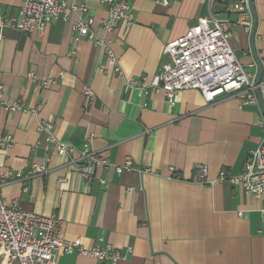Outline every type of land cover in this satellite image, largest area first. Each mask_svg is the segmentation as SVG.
<instances>
[{
    "label": "crops",
    "instance_id": "obj_1",
    "mask_svg": "<svg viewBox=\"0 0 264 264\" xmlns=\"http://www.w3.org/2000/svg\"><path fill=\"white\" fill-rule=\"evenodd\" d=\"M64 1L88 10L58 17L44 34L7 28L0 39L6 99L29 109L0 106V137L11 134L14 140L0 148V165L24 175L0 189L3 200L57 215L67 242L78 240L89 249L103 238V246L124 251L116 264H264V195H249L229 179L213 185L197 181L198 166H206L211 178L221 170L228 176L241 173L250 150L264 137L258 124L264 97L263 106L243 103L241 95L209 103L200 91L185 89L171 106L162 92L132 84L156 74L169 59L165 44L200 17L234 14L219 0H132V24L122 22L108 34L121 67L117 72L99 44L76 39L72 30L73 22L89 15L103 35L99 22L108 17L107 6L99 0ZM23 2L0 0V14H18ZM253 4L254 39L252 32L237 28L231 43L245 68L259 76L264 0ZM51 77L56 82L44 83ZM85 86L95 94L90 103ZM44 120L76 150L89 148L113 165L130 159L131 168L118 173L100 166L86 182L67 156L46 151V133L38 129ZM41 165L47 167L43 173L35 169ZM0 264H10L4 252ZM57 264L112 263L61 247Z\"/></svg>",
    "mask_w": 264,
    "mask_h": 264
},
{
    "label": "built area",
    "instance_id": "obj_2",
    "mask_svg": "<svg viewBox=\"0 0 264 264\" xmlns=\"http://www.w3.org/2000/svg\"><path fill=\"white\" fill-rule=\"evenodd\" d=\"M107 6L108 17L99 22L103 35H98L93 16L81 17L73 22L72 30L76 39H89L99 44L105 52L107 64L120 72L119 60L112 48L108 34L122 22L131 25L133 22L132 0H99ZM225 10L234 17H219L214 13L202 16L184 34L165 44L164 54L168 61L150 79L142 76L132 80L133 86L143 89L151 88L162 92L168 103L174 106L181 90L196 89L209 103L228 96H242L243 103L260 104L264 97V80L257 85L258 76L248 71L232 46L231 39L237 28L250 33L254 27L251 0H219ZM168 4L169 0H162ZM75 10L87 11L86 5H70L64 0H24L18 14L6 17L0 14V39L7 28L23 33H46L51 23L58 17L69 19ZM63 74H61L62 76ZM56 82L48 78L46 84ZM258 88V92H257ZM5 86L0 83V106L8 111H28L23 102L10 101L5 96ZM86 101L94 99L92 88L85 86ZM39 108L34 109L37 112ZM258 124L264 128V116L261 114ZM39 131L46 133L47 152L55 150L60 156H67L76 166L86 182L95 178L98 167L114 168L118 173L131 168V160L124 165H113L97 152L85 148L76 150L73 146L60 140L56 134L55 124L42 121ZM93 134H91L92 136ZM13 136L6 134L0 137V148L11 147ZM36 171L43 173L46 165L35 166ZM145 171L150 172V168ZM197 181L203 185H213L229 179L234 185L242 187L247 194L255 197L264 195V137L258 146L250 150L241 173L228 176L221 170L215 178L208 177L206 166H198ZM23 172L0 165V189L12 182L21 180ZM181 179L180 175L175 176ZM105 183V180L101 181ZM29 186L23 192H29ZM264 219V208L262 209ZM62 219L57 215L45 216L24 208L20 202L6 203L0 190V252L8 256L10 264H57L58 249L65 251L78 250L80 254L92 256L100 261L116 264L125 253L111 244L102 245L103 238L92 248L81 246L79 241L67 242L61 235ZM131 250L132 248H127Z\"/></svg>",
    "mask_w": 264,
    "mask_h": 264
},
{
    "label": "water",
    "instance_id": "obj_3",
    "mask_svg": "<svg viewBox=\"0 0 264 264\" xmlns=\"http://www.w3.org/2000/svg\"><path fill=\"white\" fill-rule=\"evenodd\" d=\"M251 9H252V12H253V17L256 18L253 0H251ZM254 36H255V27L253 28V31H252L253 39H254ZM257 63H258V67H259V76H258V79H257V85H259L260 82L263 79L264 70H263V66H262V64H261V62L259 60H257ZM257 92H258V88H257ZM261 105L263 106L262 100H261ZM263 110H264V106H263Z\"/></svg>",
    "mask_w": 264,
    "mask_h": 264
}]
</instances>
